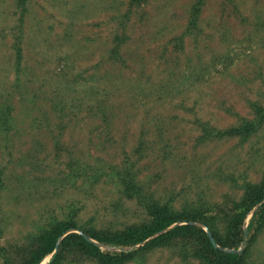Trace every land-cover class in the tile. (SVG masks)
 Masks as SVG:
<instances>
[{
	"label": "rangeland",
	"instance_id": "374dc122",
	"mask_svg": "<svg viewBox=\"0 0 264 264\" xmlns=\"http://www.w3.org/2000/svg\"><path fill=\"white\" fill-rule=\"evenodd\" d=\"M255 105L264 0H0L1 253L20 260L55 221L106 234L147 224L146 203L224 226L264 180V122L218 133L253 121ZM185 224L212 238L197 221L172 227ZM87 239L135 251L123 264H196L189 238L150 249ZM214 247L264 264V228L237 250Z\"/></svg>",
	"mask_w": 264,
	"mask_h": 264
},
{
	"label": "trees",
	"instance_id": "16d2710c",
	"mask_svg": "<svg viewBox=\"0 0 264 264\" xmlns=\"http://www.w3.org/2000/svg\"><path fill=\"white\" fill-rule=\"evenodd\" d=\"M26 1L18 0V5L23 7ZM202 2L203 0H198L199 5ZM197 13L195 10V14ZM253 109L255 111L253 121L245 123L238 129L220 131L218 135L222 137L224 135L230 137L235 135L250 136L264 122V109L257 105L253 106ZM127 183L128 190L137 196L134 185ZM144 207L150 219L147 224L128 227L109 234L87 232L77 226L73 220L51 222L46 229L34 237L31 247L23 251L20 260L1 253L4 250L0 248V264H40L49 255L52 256L47 264H63V259L68 253L84 255L95 262L94 264H123L135 253V251L104 252L87 238L103 245L119 248H132L151 239L140 249H150L153 246L163 247L178 238H189L197 244L194 252L196 264H241L245 250L241 253L224 252L214 247L209 235L203 229L190 224L172 226L181 221L200 222L207 228L219 247L237 250L243 243L245 234L253 235L264 228V180L259 185H249L244 198L240 202L232 204L229 208V218L225 221L224 226H216V224L207 221L213 218L190 220L188 217L178 216L172 212L168 205L158 206L146 203ZM250 213L252 216L245 233L243 224ZM71 231L80 233H69Z\"/></svg>",
	"mask_w": 264,
	"mask_h": 264
},
{
	"label": "water",
	"instance_id": "95a60500",
	"mask_svg": "<svg viewBox=\"0 0 264 264\" xmlns=\"http://www.w3.org/2000/svg\"><path fill=\"white\" fill-rule=\"evenodd\" d=\"M211 243L214 245V241L212 240L211 236L209 235ZM88 241H90L89 239H87ZM92 242V241H91Z\"/></svg>",
	"mask_w": 264,
	"mask_h": 264
}]
</instances>
